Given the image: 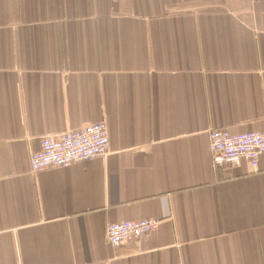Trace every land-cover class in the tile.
<instances>
[{
	"label": "crops",
	"instance_id": "0c3cea01",
	"mask_svg": "<svg viewBox=\"0 0 264 264\" xmlns=\"http://www.w3.org/2000/svg\"><path fill=\"white\" fill-rule=\"evenodd\" d=\"M102 122L109 155L32 172ZM221 129L264 132V0H0V264H264V156L216 168Z\"/></svg>",
	"mask_w": 264,
	"mask_h": 264
},
{
	"label": "built area",
	"instance_id": "2783aa9c",
	"mask_svg": "<svg viewBox=\"0 0 264 264\" xmlns=\"http://www.w3.org/2000/svg\"><path fill=\"white\" fill-rule=\"evenodd\" d=\"M209 146L216 168L238 166L246 161L257 170L260 158L264 156V132L233 135L225 129L214 130L209 136ZM110 150L107 123H95L76 132L42 138L40 151L31 155V170L39 173L66 169L106 157ZM159 225L157 220L111 224L107 228V241L113 247H120L148 236Z\"/></svg>",
	"mask_w": 264,
	"mask_h": 264
}]
</instances>
